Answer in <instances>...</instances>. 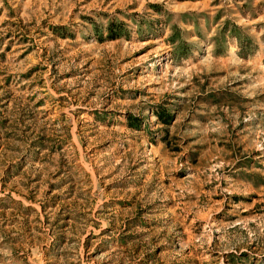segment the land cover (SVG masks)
<instances>
[{
	"label": "rangeland",
	"instance_id": "1",
	"mask_svg": "<svg viewBox=\"0 0 264 264\" xmlns=\"http://www.w3.org/2000/svg\"><path fill=\"white\" fill-rule=\"evenodd\" d=\"M0 264H264V0H0Z\"/></svg>",
	"mask_w": 264,
	"mask_h": 264
}]
</instances>
